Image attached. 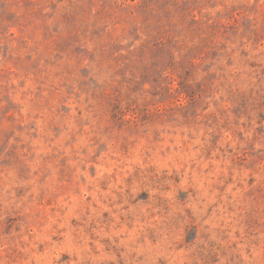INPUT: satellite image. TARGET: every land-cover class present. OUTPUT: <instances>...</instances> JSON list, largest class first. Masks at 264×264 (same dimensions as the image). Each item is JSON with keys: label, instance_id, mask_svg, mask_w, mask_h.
<instances>
[{"label": "rangeland", "instance_id": "obj_1", "mask_svg": "<svg viewBox=\"0 0 264 264\" xmlns=\"http://www.w3.org/2000/svg\"><path fill=\"white\" fill-rule=\"evenodd\" d=\"M0 264H264V0H0Z\"/></svg>", "mask_w": 264, "mask_h": 264}]
</instances>
